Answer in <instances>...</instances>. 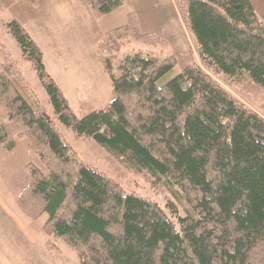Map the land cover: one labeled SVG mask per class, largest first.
<instances>
[{
	"label": "trees",
	"instance_id": "16d2710c",
	"mask_svg": "<svg viewBox=\"0 0 264 264\" xmlns=\"http://www.w3.org/2000/svg\"><path fill=\"white\" fill-rule=\"evenodd\" d=\"M174 2L201 66H187L158 86L176 59L149 50L123 51L133 41L166 49L129 15L128 24L108 31L96 45L113 99L83 117L74 113L23 26L15 19L5 24L55 118L76 136L147 171L155 186L175 187L176 198L192 211L178 217L176 226L158 204L126 193L79 160L38 102L30 104L14 84L16 79L23 85L24 79L0 44V149L11 150L16 139H26L48 170L45 176L28 163L30 182L16 202L28 218L45 214V234L63 240L82 264H257L252 254L258 251L264 264V118L204 71L237 80L247 74L264 88V22L250 0ZM86 4L99 19L122 9L124 0ZM167 207L177 213L174 203Z\"/></svg>",
	"mask_w": 264,
	"mask_h": 264
},
{
	"label": "rangeland",
	"instance_id": "374dc122",
	"mask_svg": "<svg viewBox=\"0 0 264 264\" xmlns=\"http://www.w3.org/2000/svg\"><path fill=\"white\" fill-rule=\"evenodd\" d=\"M23 2L25 1H20V8H18L21 20L32 23L33 31H38L40 38L54 43L51 45L60 49L62 58L68 62V74L72 82L71 85L67 82L66 86L72 96L71 107L76 116L82 117V112L87 114L103 108L107 101L105 90L111 91V88L109 79L97 61V43L94 42V38L100 39L99 37H103L110 29L128 24L129 15L136 17L134 11L142 7L145 9V4L140 3V0H125L124 16L120 12L117 16L121 17H113L115 21L113 18L100 21L102 18L94 17L86 0H65V2L50 0L42 1L37 6ZM154 2L158 7L155 12L152 4L149 5L156 16V24L161 31L168 32V36L161 38L154 35L165 42L166 49L161 51L159 48L147 47L133 41L127 44L128 47L123 51L149 50L162 57L174 56L176 66L158 82V86H162L179 75L185 67L201 66V63L193 36L174 0L175 6L170 0H154ZM87 12H90V15ZM8 15L9 13L4 9V3L0 0V43L4 45L24 79L23 85L18 80H13L24 97L30 104H33V101L38 102L41 111L54 123L62 141L70 146L79 160L111 178L126 193L137 194L158 204L177 226V218L184 217L192 211L184 202L176 198L175 187L165 189L155 186L147 171L139 170L124 158L107 152L92 139L76 136L55 118L52 105L35 71L31 64L22 58L16 41L5 27V24L12 19L7 18ZM146 15L149 18V13ZM135 19L137 20V17ZM144 21L145 25L150 26L151 29L155 27V24L151 21L147 22L146 18ZM45 31L46 34H44ZM93 45L95 51L92 49ZM204 71L231 96L264 118V88L254 84L247 74L237 80L222 74H214L210 70L204 69ZM23 86L26 90L22 88ZM18 140L21 141H18L11 155L15 161L13 175L9 176L10 168L7 175L3 170V178L0 180V264H82L77 252L67 246L63 240L45 234L43 231L44 222L47 219L45 214L31 219L26 217L19 208L16 198L30 182L26 165L34 164L45 176L48 175V170L40 162L37 153L27 149L28 141ZM0 151V155L7 154L2 149ZM167 203H174L177 213L171 214ZM49 244L56 249L50 248ZM252 255L253 262L257 264L263 260L259 251ZM85 264L90 263L85 262Z\"/></svg>",
	"mask_w": 264,
	"mask_h": 264
},
{
	"label": "crops",
	"instance_id": "0c3cea01",
	"mask_svg": "<svg viewBox=\"0 0 264 264\" xmlns=\"http://www.w3.org/2000/svg\"><path fill=\"white\" fill-rule=\"evenodd\" d=\"M1 1L4 3V9L6 10L7 13H9L7 18H12V19L17 20L24 27V29L27 31V33L30 35V37L33 39V41L37 44V46L39 47V49L41 50V52L43 54V62H44V65H45L47 71L49 72V74L52 76V78L54 79L56 84L61 89L63 95L67 99L70 106H72L71 101H70V98L72 99V96L69 94V91H68L67 86H66L67 82H69L71 85L72 79L70 77V74H68V68H67L68 62L62 58L60 49H57L56 46L53 47L52 45H54V43H52L50 41H46V40H44V38L43 39L40 38L39 32L33 31L34 26L32 23L29 24V23H26L27 22L26 20L25 21L21 20V16L19 14L20 11L18 10V8H20V1H16V0H1ZM21 1H25L23 3H26V2L30 3L26 0H21ZM42 1L46 2V1H50V0H35L33 3H31V5L37 6ZM170 1L174 5L173 0H170ZM61 2H65V0H61ZM124 2H125V0H124ZM250 2L254 7L257 16L263 21V19H264V0H250ZM140 3L145 4V9L142 7V8H139V9L134 11L135 15L137 17V21H138V25H139L140 30L143 33H153V34H156L157 36H159L161 38H166L168 36L167 35L168 32H164L163 30L161 31V29L158 28V25L156 24V22H157L156 16H154V13L151 11V6L149 5V4H152V9L155 12L158 9L157 3L154 2V0H140ZM28 6H29V4H28ZM85 6H86V4H85ZM124 9H125V7H123L122 9H120V10H118L112 14L104 16L102 18V20H100V21L112 19L113 17H121V16H117L118 13H120V12H122L123 16H124V14H125ZM87 13L89 14L90 12H87ZM147 13H149V18L146 15ZM7 18H6V20H7ZM144 18H146L147 22L148 21L153 22L155 24V27L153 29H151L150 26L145 25L146 22L144 21ZM113 20L115 21L116 19L113 18ZM122 20H124V18H122ZM120 26H122V25H120ZM44 34H46V31L44 32ZM101 37L102 36H100L99 38L101 39ZM100 39L94 38V42L97 43ZM92 49L95 51L94 45H93ZM3 63H4V58L0 52V71L2 70ZM110 88H111V86H110ZM105 92L107 94V99H106L107 101L105 103V105H106L107 103H109L113 99V93H112V89H111V91L105 90ZM80 95H82V94H80ZM80 97H82V96H80ZM96 110H98V109H96ZM81 114H83V115H81L82 117L86 115V114H84V112H82ZM3 120H4V115H3V112L0 108V122H2ZM18 141H21V140L17 139L14 141L13 149H11V150L2 149V151L6 152L7 154L0 155V180L3 178V170L5 171V173L7 175V171L10 168L11 172H10L9 176L12 177V175H13V170L15 168V161H14V157L11 155H12V152L16 149ZM25 143L27 145V142H25ZM28 148H29V145H27V149Z\"/></svg>",
	"mask_w": 264,
	"mask_h": 264
}]
</instances>
